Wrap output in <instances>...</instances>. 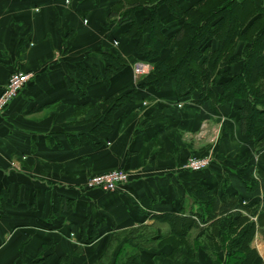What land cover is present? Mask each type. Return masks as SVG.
<instances>
[{"label": "crops", "instance_id": "obj_1", "mask_svg": "<svg viewBox=\"0 0 264 264\" xmlns=\"http://www.w3.org/2000/svg\"><path fill=\"white\" fill-rule=\"evenodd\" d=\"M111 4L0 0V93L13 71L32 73L0 122V264H118L133 229L142 234L135 239L137 264H216V251L204 245L212 222L207 201L213 198L217 210L257 216L254 264H264V215L258 219L264 148L243 133L229 105L198 104L197 94L178 99L173 80L160 89L140 86L135 43L110 20ZM160 14L169 26L178 22L165 5ZM138 17L146 18L147 11ZM117 51L128 66L109 84L96 81L81 95L71 73L75 64L94 63L103 73L104 53ZM242 67L239 60L219 68L211 83ZM129 86L138 87L136 101L118 108L110 127H101L112 95ZM208 155L212 163L204 170L183 167L191 156ZM118 168L130 180L115 191L86 188L91 176ZM197 185L203 189L199 197ZM170 214L190 216L199 228L183 237L171 233V224L156 217ZM85 219L86 236L97 234L90 243L78 239ZM128 246L129 253L136 251ZM217 252L227 259L225 250Z\"/></svg>", "mask_w": 264, "mask_h": 264}, {"label": "trees", "instance_id": "obj_2", "mask_svg": "<svg viewBox=\"0 0 264 264\" xmlns=\"http://www.w3.org/2000/svg\"><path fill=\"white\" fill-rule=\"evenodd\" d=\"M164 5L169 15L178 21L172 26L161 17L160 9ZM140 11H147V17L139 19ZM109 18L124 27L123 35L135 43L138 58L154 66L141 79L140 86L160 89L173 80L178 99L197 94L198 104L211 101L229 105L239 114L243 133L264 148V0H196L188 5L184 0H112ZM240 42L244 46L242 53H237ZM104 57L107 65L103 73L96 64L85 61L78 62L71 70L78 76L77 90L81 95L89 84L96 81L103 79L109 84L114 74L128 66L127 58L118 51L105 52ZM239 60L243 61L240 71H224L218 84L211 83L219 68ZM137 91V86H129L120 91V96L112 95L110 99L115 102L100 126L110 127L114 112L124 105L133 104ZM260 161L258 171L264 180V150ZM193 190L198 197L199 194L202 196L201 186L197 185ZM204 191L210 193L205 188ZM213 199L207 201V204H212L207 221L212 222L207 227L208 240L204 245L209 252L216 251L214 262L254 264L259 255L252 246L257 221L242 211L225 207L217 210ZM235 205L251 213L243 203L237 201ZM263 215L264 209L258 219ZM156 217L166 219L171 224V233L180 237L199 228L197 220L190 216L170 214ZM86 223L85 219L78 239L90 243L97 234L91 232L87 237ZM136 231L139 229L129 231L127 243L136 251L126 252L125 260L120 264L138 262L139 242L135 239L142 234ZM220 250L227 252L226 260L218 257L217 251Z\"/></svg>", "mask_w": 264, "mask_h": 264}, {"label": "built area", "instance_id": "obj_3", "mask_svg": "<svg viewBox=\"0 0 264 264\" xmlns=\"http://www.w3.org/2000/svg\"><path fill=\"white\" fill-rule=\"evenodd\" d=\"M153 69L151 62L140 60L134 65L135 75L140 79L149 74ZM32 73L23 70H15L10 76L9 80L0 93V122L1 118L6 112L8 106L18 96L20 91L29 83ZM183 104H181L182 106ZM212 163V156H191L187 159L183 167L190 171H201L208 168ZM130 180V173L122 168L112 169L107 172L91 176L86 182L88 189H102L104 191H115L122 184ZM246 203V202H245ZM253 220L257 216L252 217ZM73 236L75 234H72Z\"/></svg>", "mask_w": 264, "mask_h": 264}, {"label": "rangeland", "instance_id": "obj_4", "mask_svg": "<svg viewBox=\"0 0 264 264\" xmlns=\"http://www.w3.org/2000/svg\"><path fill=\"white\" fill-rule=\"evenodd\" d=\"M139 60H142V59H138L137 61H139ZM153 68H154V66H153ZM153 70V69H152ZM151 70V71H152ZM150 71V72H151ZM149 72V73H150ZM145 76H143L142 78H144ZM141 78V79H142ZM115 246H117V241H115L114 243H112V247H115ZM112 249V248H111ZM121 250H120V252H119V254H118V257H117V263L118 264H120V263H122V261L123 260H125V254H126V252H128V250L130 249V247L126 244V245H124V246H121V248H120ZM212 261L214 262V260H216V258H215V256L212 254Z\"/></svg>", "mask_w": 264, "mask_h": 264}]
</instances>
